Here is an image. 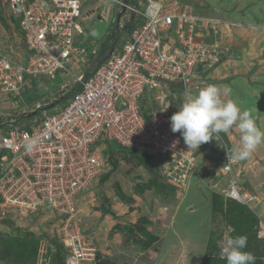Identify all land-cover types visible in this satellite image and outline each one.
Instances as JSON below:
<instances>
[{
  "label": "built area",
  "instance_id": "built-area-1",
  "mask_svg": "<svg viewBox=\"0 0 264 264\" xmlns=\"http://www.w3.org/2000/svg\"><path fill=\"white\" fill-rule=\"evenodd\" d=\"M109 1L128 21L122 25L115 20L119 49L113 48L91 69L98 52L84 57L86 48L78 38L84 33L81 23L93 10L82 9L80 0H0L13 23L18 20L26 51L25 60L18 61L0 46V98L20 97L33 83L30 79H52L89 61L87 74L71 75L75 91L61 112L44 114L33 124L27 123L30 112L8 114L0 122V218L11 210L25 217L46 216L66 252L64 264H95L100 255L96 237L81 230L75 205L79 192L105 172L104 141L162 159V173L177 184L200 170L198 149L190 150L181 134L171 131L173 114L150 118L143 103L151 90L161 87L176 100L178 93L168 85L188 99L191 85L200 78L196 75L210 67L214 56L209 50L217 49L219 22L198 16L182 0ZM104 11L107 16L109 9ZM208 25L215 42L208 41ZM223 149L226 159L214 173L225 179L219 194L249 208L264 200V183L258 186L259 196L243 189L238 161L229 158L227 146Z\"/></svg>",
  "mask_w": 264,
  "mask_h": 264
},
{
  "label": "rangeland",
  "instance_id": "rangeland-1",
  "mask_svg": "<svg viewBox=\"0 0 264 264\" xmlns=\"http://www.w3.org/2000/svg\"><path fill=\"white\" fill-rule=\"evenodd\" d=\"M80 1L82 9L93 10V14L81 23L84 33L78 38L86 48L84 57H89L98 45L105 44V35L111 28L114 29L115 19L124 25L128 18L109 0L103 3L100 0ZM182 1L189 4L198 16L219 22L217 36H213L207 26L208 41L215 42L216 36L217 49L209 50V56H214L210 64L208 61L210 67L196 75L200 74V78L191 85L189 96H194L207 85H215L223 101L237 102L264 130V0ZM106 7L109 9L108 21L104 19ZM3 14L6 13L0 3V28H3L0 30V41L6 39V33L9 34L5 26L9 18ZM227 24L234 26L229 36L225 27ZM120 44L117 39L114 48L118 50ZM100 48L98 46L96 52ZM99 56L94 58L98 60ZM86 66L89 72L87 62L70 66L68 73L57 72L52 79H30L33 84L20 97L0 98V116L31 110L36 113L27 119V123L33 124L44 114L61 112L72 98L68 93L72 86L71 75L86 72ZM195 86L197 89H194ZM59 89L65 95H59L55 101L53 97L61 93L57 94ZM147 97L143 105L150 118L154 115L168 117L174 114L178 99L187 101L182 93L176 94L175 100L165 87L151 90ZM37 104L41 109H35ZM111 146L112 161H109L111 158L107 160L105 172L99 176L109 174V178L102 183L98 178L93 187L79 192L75 205L81 230L91 232L101 242L97 264H143L146 256L150 257L148 264H152L155 261L151 258L158 248L176 257L184 245L182 242L185 243L186 259H182L180 264H194L199 253L203 254L201 264H227L222 255L226 238L241 235L247 237L244 251L256 257L255 264H264V217L260 215V210L264 211V200L252 202L250 208L244 207V210L237 202L238 205L222 196V200L216 197L220 195L218 191L224 186L225 179L216 178L214 173L226 159L223 148L227 146L231 150L240 147L238 128L221 133L218 141L210 140L200 146L196 152L200 170L197 175L188 176L183 184L171 182L165 177L161 171L162 159L148 157L140 160L130 151L116 149L115 144ZM102 154L106 158L104 149ZM237 161L238 170L242 171L241 187L250 193L256 191L252 185L264 183V143L248 158ZM213 185L217 187L212 189ZM259 190L257 196L261 195L262 189ZM212 203L216 212L211 211ZM249 212L257 217L258 224L255 226ZM9 213L0 218V264H62L52 223L47 222L46 216L25 217L13 210ZM3 219L13 229L6 226ZM254 227L256 235H249V230L253 232ZM182 230L183 233H180Z\"/></svg>",
  "mask_w": 264,
  "mask_h": 264
},
{
  "label": "clouds",
  "instance_id": "clouds-1",
  "mask_svg": "<svg viewBox=\"0 0 264 264\" xmlns=\"http://www.w3.org/2000/svg\"><path fill=\"white\" fill-rule=\"evenodd\" d=\"M29 112L30 116L36 113L31 110ZM2 119L3 117H0V122ZM170 127L173 133L181 134L190 150L199 149L202 144L210 140L218 141L221 133L226 134L234 127L238 128L240 147L231 149L228 153L229 158L235 160L248 158L258 146L264 143V130L257 125L251 113L248 110H242L234 100L223 101L215 85H207L194 96H189L178 111L170 117ZM246 246V236H228L222 249V255L227 264H255L256 257L251 252L244 251Z\"/></svg>",
  "mask_w": 264,
  "mask_h": 264
},
{
  "label": "crops",
  "instance_id": "crops-1",
  "mask_svg": "<svg viewBox=\"0 0 264 264\" xmlns=\"http://www.w3.org/2000/svg\"><path fill=\"white\" fill-rule=\"evenodd\" d=\"M5 12V11H4ZM6 13V12H5ZM93 14V13H92ZM5 17H7V18H9V21L8 22H6V24H5V26H6V28H8L9 29V34H7L6 33V39H4V40H2V41H0V46L13 58V59H15V60H18V61H24L25 60V56H26V51H25V49H24V46L22 45V43H21V41H20V38H19V30H18V27L17 26H15V24L13 23V21H12V19L7 15V13L6 14H3ZM7 15V16H6ZM101 16H103L102 15V13H101ZM101 16H97V18L100 20V18H101ZM109 16V14L107 15V16H105V11H104V19L106 20V21H108L107 19L109 18L108 17ZM4 17V18H5ZM116 20V19H115ZM1 25V24H0ZM225 27H226V30H227V32L229 33L228 34V36L230 35V31H231V29H232V27H234V26H232V25H225ZM252 27H249V29H251ZM0 30L2 31L3 30V28H0ZM116 30V29H115ZM117 32H118V30H116ZM108 34H109V31H107V33H106V35H105V37L106 36H108ZM110 35V34H109ZM83 36V35H82ZM84 40H86V39H84ZM79 43H80V46L81 47H83V44H82V41L79 39V41H78ZM5 43H7L8 45H6ZM103 45V44H102ZM102 45H98L99 47H101ZM97 46V47H98ZM97 47L95 48V51L97 50ZM86 53V52H85ZM92 55H90L89 57H91ZM88 57V58H89ZM92 58V57H91ZM89 60V59H88ZM95 60H97V59H95ZM89 62V61H88ZM86 64H87V62H86ZM91 68H92V66H91ZM83 73H88V70H86V72H83ZM28 88V87H27ZM26 88V89H27ZM37 105H39V104H37ZM3 115V117L4 116H6V115H8V114H2ZM1 117V116H0ZM233 130H235V127L233 128ZM232 131V130H231ZM230 131V132H231ZM237 148H239V147H237ZM261 166H263V165H261ZM248 180H250L249 178H248ZM99 181H100V179H99ZM249 183H251L250 181H249ZM260 182H258V183H256V184H259ZM253 184V183H252ZM256 184H254V185H252L253 187V189H255V190H257L258 188V185H256ZM93 187V186H92ZM100 195V194H99ZM262 210V209H261ZM260 210V212H261V217L263 218L264 217V211H261ZM183 230L185 231V228H183ZM183 230L182 231H180V233H183ZM96 243L98 244V245H100L99 247H101V242H99L100 240H99V238H97L96 237ZM99 240V241H98ZM182 244H184L185 245V243L184 242H182ZM184 245H182V248L180 249V251H179V253H178V255L175 257L174 255L173 256H170L169 254H167V253H164V251L162 250V249H160V248H158V251H156V252H154V254H153V256H152V258L151 259H153L155 262H152V264L154 263V264H180L181 263V261H182V259L183 260H185L186 259V254H185V247H184ZM101 249V248H100ZM184 250V251H183ZM203 253H204V251H203ZM203 256V254L202 253H199V254H197L195 257V263L194 264H201V261H202V256ZM150 259V257H145V260L143 261V264H148V260Z\"/></svg>",
  "mask_w": 264,
  "mask_h": 264
},
{
  "label": "trees",
  "instance_id": "trees-1",
  "mask_svg": "<svg viewBox=\"0 0 264 264\" xmlns=\"http://www.w3.org/2000/svg\"><path fill=\"white\" fill-rule=\"evenodd\" d=\"M125 2H128V3H130V4H133V3H136V1L135 0H124ZM14 24H15V26H18V20H15L14 21ZM130 27H131V25H126L125 26V29L126 30H130ZM110 34V35H109ZM109 34H108V36H106V42H105V44H103L102 46H101V48H100V50H99V52H98V56H99V53H100V56H99V59L98 60H96L95 61V65H93L92 64V68L91 69H94V67H96L97 65H98V63H100V62H102L106 57H107V55L111 52V50L114 48V46H115V43H116V41H117V39H118V41H121V39H120V32H117L116 30H115V28L114 29H110L109 30ZM92 71V70H91ZM168 88L169 87H171L170 88V90H173V91H175L176 93H180L181 91H180V89L179 88H176V87H174V86H171V85H168L167 86ZM75 90H73V91H71L72 93H70V94H73V92H74ZM177 103H176V108H175V110L173 111V113H176L177 111H178V109H179V107L182 105V103H184L183 101L181 102V100L179 101V99L176 101ZM30 114H28V116H29ZM27 117V116H26ZM107 145H105V149H104V154L106 155V157H107V160H109V158H111V160H109L110 161V163H111V161H112V154H113V151H112V144H115L116 145V149H120V150H124V151H130L129 153L130 154H132L133 156H135V157H137L138 159H140V160H146V159H149L147 156H145V155H143V154H141V153H139V152H136V151H132V150H129V149H124V148H122V147H120V146H118L116 143H114V142H109V141H104ZM200 149V148H199ZM133 152H136V153H139V155L138 156H136ZM109 178V174H105L103 177H101V179H100V182L102 183V182H104L105 180H107ZM255 192V193H254ZM251 191V193H253V194H260V190L259 189H257L256 191ZM216 196V195H215ZM216 197H218L219 198V200H222V197H221V195H217ZM225 200H229L230 202H233V203H236L235 201H232V200H230V199H225ZM237 204V203H236ZM238 205V204H237ZM239 206L240 207H242L244 210H245V208L244 207H246V206H244V205H241V204H239ZM216 207H215V205L212 203V205H211V211L212 212H216V209H215ZM249 215H251V217H250V219H251V221L253 220V224H254V226L256 225V224H258V220H257V217L255 216V215H253L252 213H248ZM6 219H4V220H2V222L4 221V224L6 225V226H8L10 229H13V227L10 225V223L8 222V221H5ZM256 227H254V230H253V232L251 231V230H249V232H248V234L249 235H253V236H255L256 235ZM56 243H57V241H56ZM57 248H58V250L60 251V253L62 254V264H64V258H65V255H66V252H65V250H64V248L60 245V244H58L57 243ZM58 254V253H57ZM98 260H99V258H98ZM98 260H97V262L95 263V264H97L98 263Z\"/></svg>",
  "mask_w": 264,
  "mask_h": 264
}]
</instances>
